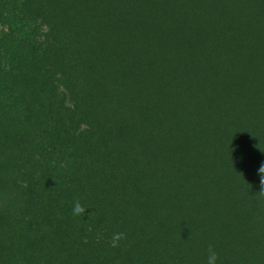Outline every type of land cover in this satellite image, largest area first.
Returning <instances> with one entry per match:
<instances>
[{
  "label": "trees",
  "instance_id": "obj_1",
  "mask_svg": "<svg viewBox=\"0 0 264 264\" xmlns=\"http://www.w3.org/2000/svg\"><path fill=\"white\" fill-rule=\"evenodd\" d=\"M139 1L149 10L169 11L172 30L192 29L197 44H184L175 71L159 77L145 72L142 78L140 97L158 107L172 94V112L150 117L137 112L127 123L124 109L117 108L133 99L129 80L102 92L92 72L100 61L94 46L104 37L101 23L120 21L104 9L113 5L65 0L63 13L54 0H41L39 7L24 0L45 30L39 29L43 34L32 43L28 66L20 55L19 65L5 72L13 84L3 91L0 137L3 121L22 130L30 113L31 130H36L32 145H15L1 160L0 264H205L209 244L219 253V264H264L259 227L264 197L250 203L233 192L234 184L197 190L186 176L179 185L195 194L184 202L178 184L172 189V175L166 177L175 151L165 128L170 123L179 137L203 142L204 148L187 147V156L206 157L212 165L198 183L222 172L230 180L225 166L238 155L240 170L258 177L264 162V0ZM22 2H9L17 5L13 13L21 19ZM157 16L162 22L164 14ZM8 24L22 38L37 29L27 22ZM153 26L147 19L146 27ZM22 69L42 84V97L14 85ZM33 94L36 100L30 102ZM67 97L75 103H67ZM112 121L116 131L105 130L103 123ZM156 123H161L158 134ZM154 137L162 149L154 147ZM138 141L146 146H137ZM127 150L136 155L127 158ZM215 154L225 156L221 169ZM77 200L88 210L82 216L73 215ZM117 232L127 239L113 248ZM237 237L241 240L235 243Z\"/></svg>",
  "mask_w": 264,
  "mask_h": 264
},
{
  "label": "rangeland",
  "instance_id": "obj_2",
  "mask_svg": "<svg viewBox=\"0 0 264 264\" xmlns=\"http://www.w3.org/2000/svg\"><path fill=\"white\" fill-rule=\"evenodd\" d=\"M10 1L11 0H0V74L2 75V80L0 81L1 117H3L2 113L5 111V109H2L4 108L5 101L3 91L6 87L10 86V84H13L9 75L5 72L10 66L17 67L19 65L20 60L18 59V56L20 55L23 58V62L28 66L30 63L29 58L32 56V43L37 42L40 36H42L43 33H40L39 29L42 31L45 30V26L41 24V20L30 10L24 0V3L22 2L21 6L23 9L22 15L25 16L23 19H21L17 13H13L16 12L17 5L9 4ZM33 1L36 7L41 5V0ZM90 1H93L92 3H94L95 0ZM112 1L107 0V4L113 5V7L105 5L104 9L109 12V18L113 19L116 17L120 21L117 23L112 22L113 24L109 22L110 25H107L108 22H106V24L105 22L101 23V31L104 37L99 47L94 46V52L98 53L95 59H100L97 68L92 69V72H97L95 82L98 81L99 84H101L102 92H105V87L123 83L125 79L129 80L132 87L133 99L129 102L122 100L121 103L123 105H119L117 108L124 109L123 115L127 116V123L132 122L128 120L135 119L138 114L137 112L141 114V117H150L152 113H158L164 110L172 112V94L170 97L163 99L164 104L161 103L158 107H152L151 104L143 100V97H140L139 92L143 86L142 78L144 79L145 72H148L151 75L156 74L159 77L161 76V73L169 72L171 68L172 72L175 71L179 62L182 60L181 55H178V53H182V50L186 48L184 47V44L189 43V47L192 45L193 48L194 44H197L192 29H177L179 26H176L174 28L175 30H172V27L168 22L169 11L162 13L160 10L156 11L154 7H151L149 10L148 7H143L144 5L140 4L139 0ZM54 4L58 10H61L64 13L63 10L66 9L65 0H54ZM158 14H164L162 22L157 21ZM147 19H151L154 22L152 29L146 27ZM8 22H13L19 27H21V23L27 22L33 24L37 29L35 32L28 31L27 36L22 38L16 35V33H13ZM181 26H183L182 23ZM190 27L194 28L193 30L195 31L199 26ZM161 43H165L163 47L160 46ZM89 72L90 70L87 68L86 73ZM30 76H27L22 69L21 77L17 80L13 79L15 82L14 85L34 92L39 97H42V94L38 93L39 90H42V84L40 85L38 80L30 79ZM90 81L91 75H89L84 82L88 84ZM4 85L6 86L4 87ZM33 100H36L34 94L29 101L33 102ZM65 101L70 104H72V102L75 103V99L71 97H67ZM30 116H33L32 113H30ZM30 116L29 120L22 122L20 125L24 127L22 130L19 127H16L15 129L13 123H6L3 121L4 131L1 134L2 137H0V151L2 153V155L0 154L1 165V160H4L6 155H11V148L15 151V145L20 146L21 149L23 145H26L24 147L32 145L31 140L35 135L36 128L31 130L33 124ZM5 119L6 118H2L1 120ZM99 122L101 121L99 120ZM118 123L121 124L122 122L119 121ZM172 123L177 126L174 121H172ZM103 125L105 130L116 131V125L113 121L108 123L104 122ZM156 125L158 126L155 128V134H158L161 130V123H156ZM165 128L168 130V139L172 138V148L175 151V156H172V167L169 166L166 170V177L168 174L172 175V189L173 186H176L177 184L178 187L182 189V185H179V182L182 181V177L185 178L187 176L189 180L197 183V190H213L219 187L217 190L219 191L224 185L234 184L235 191L233 190V192H236L239 197L246 199L250 203L255 200L256 194L260 190L259 179L255 174H250L252 171L246 175L244 171L240 170L241 155H238V157L236 156L231 165L225 166L229 167L231 170L230 180H228L226 175L222 172L219 177L211 178V176H209L202 180V182L198 183L200 180L199 177L204 171L206 173L208 172L210 175V170L208 169L212 165L208 164L206 157L187 156L190 153V150H188L187 147L194 146L197 149L198 147L204 148L203 142L186 140L183 139V137H179V134H176L178 129L170 123L167 124ZM147 131L152 132L151 127H148ZM129 134L130 131L127 130L126 135L128 136ZM152 141L156 149H162L159 146V143L155 141V137ZM137 146L144 147L146 146V143L138 141ZM21 149L19 151H22ZM119 152L121 155L122 151ZM131 155H136L135 150H127V158ZM212 157L214 163L219 165V169L224 167V164H220V161L222 162V159L225 157L223 154H215ZM217 160H219V162H217ZM10 173L11 172H9V174ZM249 178H255L256 180H251ZM15 187L17 188V186ZM191 190L192 188L188 191L182 189L184 192V202H186L191 195L195 194L191 192ZM250 216H255L252 211ZM259 227L260 229H264V223ZM240 240L241 238L237 237L234 241L235 243H238ZM232 242L233 240L231 238L229 243L232 244Z\"/></svg>",
  "mask_w": 264,
  "mask_h": 264
},
{
  "label": "clouds",
  "instance_id": "obj_3",
  "mask_svg": "<svg viewBox=\"0 0 264 264\" xmlns=\"http://www.w3.org/2000/svg\"><path fill=\"white\" fill-rule=\"evenodd\" d=\"M257 175L259 177V192L256 194L258 197H264V162H261L260 166L257 169ZM23 187H27L26 183L22 184ZM88 210L80 204V202L77 200L73 204V215L74 216H82L84 215ZM127 239V235L124 232H117L113 234L112 240H111V246L113 248L119 247V242L121 240ZM219 253L217 252L216 248L209 244L206 249V258H205V264H219Z\"/></svg>",
  "mask_w": 264,
  "mask_h": 264
}]
</instances>
